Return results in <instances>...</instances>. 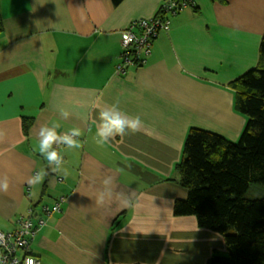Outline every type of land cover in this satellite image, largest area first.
<instances>
[{"label": "crops", "instance_id": "obj_1", "mask_svg": "<svg viewBox=\"0 0 264 264\" xmlns=\"http://www.w3.org/2000/svg\"><path fill=\"white\" fill-rule=\"evenodd\" d=\"M164 1L0 0V178L10 180L0 230L65 198L30 244L42 264H206L226 252L194 217L174 215L175 201L187 198L176 165L192 128L239 139L246 118L229 86L259 64L264 0H194L197 10L170 17L147 63L119 75L122 31L153 18ZM116 102L143 128L99 149V108ZM60 108L71 112L60 131L83 135L82 147L64 155L67 174L55 179L34 144ZM24 117L34 119L28 138ZM40 169L44 181L29 185ZM105 176L112 195L101 203Z\"/></svg>", "mask_w": 264, "mask_h": 264}, {"label": "trees", "instance_id": "obj_2", "mask_svg": "<svg viewBox=\"0 0 264 264\" xmlns=\"http://www.w3.org/2000/svg\"><path fill=\"white\" fill-rule=\"evenodd\" d=\"M123 1L112 0L114 6ZM163 5L154 17L163 18ZM120 59L123 63L122 55ZM229 87L235 109L246 118L245 127L236 142L215 132L190 129L184 158L176 165L187 198L176 200L173 212L176 217H194L199 229L224 239L227 254L214 253L206 264H264V193L260 192L264 187V37L257 68ZM33 124V118H22L26 138ZM253 184L257 189L251 196Z\"/></svg>", "mask_w": 264, "mask_h": 264}, {"label": "built area", "instance_id": "obj_3", "mask_svg": "<svg viewBox=\"0 0 264 264\" xmlns=\"http://www.w3.org/2000/svg\"><path fill=\"white\" fill-rule=\"evenodd\" d=\"M193 5L194 0H166L163 5L165 13L163 18L137 20L128 29L122 31L123 63L117 65V73L125 74L128 66L145 65L152 53L155 38L161 32L170 30V17ZM65 201V198H60L52 207L43 206L39 214L33 207L29 210L28 216L18 220L17 229L12 232L0 230V264H24L27 257H32L35 264H42L38 257L31 254L30 244L47 225L49 218L54 213L62 212Z\"/></svg>", "mask_w": 264, "mask_h": 264}, {"label": "clouds", "instance_id": "obj_4", "mask_svg": "<svg viewBox=\"0 0 264 264\" xmlns=\"http://www.w3.org/2000/svg\"><path fill=\"white\" fill-rule=\"evenodd\" d=\"M71 112L65 108L58 109V119H54L39 127L34 149L46 161L48 168L52 172L63 171L64 155L68 152L79 150L82 147L80 137L83 135L79 127L60 131L62 128L61 121L70 118ZM143 128V121L139 115H131L120 109L119 103H113L110 106L99 108L95 134L92 137L93 142L99 149H103L110 142L114 141L117 136L123 138L126 135H134ZM3 133L0 132V136ZM48 175L46 169H40L28 178L27 183L31 186L41 184ZM113 178L105 176L102 180L103 191L99 194V202H104L106 198L111 197V185ZM10 188V180L7 176L0 178V193H7ZM24 264H35L32 257H27Z\"/></svg>", "mask_w": 264, "mask_h": 264}, {"label": "rangeland", "instance_id": "obj_5", "mask_svg": "<svg viewBox=\"0 0 264 264\" xmlns=\"http://www.w3.org/2000/svg\"><path fill=\"white\" fill-rule=\"evenodd\" d=\"M192 8V7H191ZM232 142H234V141H232ZM236 142V141H235ZM50 171H51V169H50ZM56 172H54V173H52V171H51V178H55V179H57V175L55 174ZM255 189H257L256 188V186L253 184L252 186H251V193H250V195L251 196H253L254 194H253V190H255ZM260 192H263L264 193V187L262 188L261 187V189H260ZM260 195V194H259ZM222 238V237H221ZM223 239V238H222ZM224 240V239H223ZM219 255H222V256H225L227 253L226 252H223V251H220L219 253H218Z\"/></svg>", "mask_w": 264, "mask_h": 264}]
</instances>
